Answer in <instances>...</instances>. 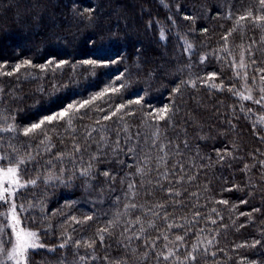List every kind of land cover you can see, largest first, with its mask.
Instances as JSON below:
<instances>
[{
	"label": "trees",
	"instance_id": "1",
	"mask_svg": "<svg viewBox=\"0 0 264 264\" xmlns=\"http://www.w3.org/2000/svg\"><path fill=\"white\" fill-rule=\"evenodd\" d=\"M88 7H95L91 21L84 11ZM257 7V0H0V112L13 116L10 122L23 130L67 109L74 113L73 125L80 129L82 125L98 126L96 120L124 105L116 117L103 123L112 126L123 115L130 129L149 131L148 125L156 121L147 114L167 106L171 124L167 118L158 122L163 134L172 138L184 129L193 154L198 151L205 157L200 163L208 165L188 187V192L201 194L199 207L172 213L183 217L178 221L181 224L199 220L176 255L182 260L181 254L197 244L201 253L207 248L215 255H200L195 264H264V167L258 163L264 160V108L254 103L264 95L260 91L264 72H257L264 69V21L236 22L249 9L253 16L264 15ZM229 32L225 44L223 37ZM188 44L191 50L186 52ZM241 55L243 68L239 67ZM203 57L207 59L201 63ZM25 61L31 65L13 71ZM213 73L214 78L208 80ZM213 84L222 87L213 88ZM231 88L250 94L252 100L239 99ZM128 112L134 114L124 115ZM42 128L55 145L53 152L68 151L71 139L65 132V120L46 122ZM42 138L40 130L19 135L22 145L33 149ZM217 150L225 155L223 161H217ZM245 164L247 171L242 170ZM104 168L119 171L120 166L115 162L97 165V170ZM52 171L59 174L58 167ZM68 175L66 168L64 183L41 181L37 188L17 194L18 204L39 202L38 207L19 214L23 225L36 232L38 243L44 246L30 251L29 264H68L74 259L72 248L59 247L66 236L73 240L93 237L117 212L126 211L116 200L119 196L128 202L119 176L109 186L103 176L86 183L75 177L69 181ZM22 179L28 180L29 175ZM186 198L187 194L181 197ZM135 199L142 204L166 202V194L146 196L141 189ZM221 200L227 204L217 203ZM197 210L200 217L194 216ZM134 215L119 216L111 238L105 237L104 248L97 240L98 256L105 254L109 244L112 256L125 255L117 241L125 222ZM88 216L92 219L85 220ZM73 217L83 222L76 223ZM149 232L153 239L159 234ZM173 232L183 234L179 229ZM169 239L174 240L173 233ZM164 243L157 241L158 250L167 254ZM178 244H169V249L175 252ZM133 247L136 251L125 257L127 264H158L151 251V259L144 258L142 241H135ZM85 251L79 249L81 254ZM0 264H11L3 252Z\"/></svg>",
	"mask_w": 264,
	"mask_h": 264
},
{
	"label": "snow or ice",
	"instance_id": "2",
	"mask_svg": "<svg viewBox=\"0 0 264 264\" xmlns=\"http://www.w3.org/2000/svg\"><path fill=\"white\" fill-rule=\"evenodd\" d=\"M257 3V12H264V0H257ZM84 11L89 13L87 20L91 21V13L95 11V7L85 8ZM77 15L82 17L83 12H79ZM229 16L231 17V13H229ZM188 18L187 16L185 17V19ZM34 19L38 20V17H34ZM243 20H251L259 24L260 21H264V15L258 14L253 16V12L249 9L236 22L239 24ZM149 27H151V23H149ZM229 35H231V32L223 37L225 44ZM160 38L161 40L164 39L163 30H161ZM255 43L253 41V45ZM190 50L191 45L188 44L185 51ZM224 51H227L226 47ZM251 55L250 47L249 56L251 57ZM205 59L207 57H203L201 63ZM252 63L254 64L255 60H252ZM30 65V61H25L22 65L17 64L13 71L18 72L21 67ZM239 67H245L243 55H241ZM257 72H264V69H258ZM6 74L12 75L13 73L8 72ZM237 75L239 76V73ZM214 76V73L210 74L208 80L213 79ZM243 79L247 80V73L244 74ZM260 80L264 82V75L260 76ZM195 83V81H192L193 87H195ZM255 83L256 78L253 77V84ZM211 86L213 88L222 87V85L215 84ZM112 90L115 91L116 89ZM175 91H179V89L177 88ZM229 91H233V94L241 100H252L250 94L244 95L242 92L234 90V88L229 89ZM260 91L264 93V88H261ZM135 102L139 104L141 100L137 99ZM87 103L86 101L85 104ZM254 103L264 108V95H261ZM71 107L70 105L69 108ZM80 107H84V104H81ZM124 107V105H120L110 112V114L96 120L94 123L98 126L82 125L80 129H77L73 125L74 113L67 109L59 112L56 116L46 117L45 120L34 123L23 130L18 129L15 123L10 122L14 120L13 116L0 112V173L3 174L7 183V186L0 184V208L7 206L5 211L0 212V225H3V227H0V252L6 254L9 260L14 259L16 264H26V253L29 249L35 250L44 247L38 243L36 232L25 230L26 225L25 229L19 228L21 223L19 214L38 207L39 202L36 204L29 202L27 205L24 203L18 204L19 196L17 194L25 189L37 188L39 186L38 182L41 181L45 184L51 181L64 183L63 174L66 168L69 172V181L75 177L83 179L86 183H90L99 175L105 178L104 183L106 185L111 186L115 184L119 176L120 183L126 186L124 196L128 200L127 203H124L121 197H116V200L120 201L118 207L122 206L126 210L125 213L117 212L104 226L97 229L93 237L88 239L81 238L79 240H73L71 236L64 238L59 247L61 249L71 247L73 250L74 259L68 261V264H90V262L127 264L125 257L128 253L136 251L133 244L137 240L142 241L145 247L144 258L151 259L149 255L151 251V255L155 257L158 264L160 262L174 264V261H180V264H189V262L195 264L200 255H215V253H210L207 248L201 253L197 244H192L190 250L181 254L183 256L182 260L180 256L176 255L180 247L186 243V237L196 227L199 220L193 219L191 222L186 221L184 224H181L178 221L183 219V217L175 216L172 213L182 208L199 207L197 202L201 194L188 192V187L196 181L199 171L208 167L207 164L200 163L205 157L200 156L198 151L193 154V146L190 145L184 129L176 132V135L172 138H168L163 134L158 122L167 118L169 124H171V117L169 116L171 109L167 106L154 109L147 114L149 119L156 121L155 125H148L149 131L130 129L129 124L124 121L123 115L119 116L117 122L112 126L103 123V121L116 117L117 113L121 112ZM100 110L103 111V109ZM76 111H79V108ZM248 111L251 112V109H248ZM133 114L131 112L124 113V115ZM58 119L65 120L66 123L65 132L71 139L68 151L53 152L52 149L55 148V145L51 143V137L42 128L46 122L52 123ZM37 130H40V134L43 137L39 145L34 149L32 145H22L19 135L29 136L36 133ZM182 134L185 136V139L180 140ZM60 139L63 142L64 136L61 135ZM177 141L180 142L177 143ZM45 153L48 155H45ZM226 155L231 156L232 154L231 152H226ZM216 157L217 161L225 159V155H222L219 150L216 152ZM207 159H210V157ZM113 162L120 166L119 171L112 168L97 170V165L111 164ZM258 163L261 167H264V160ZM30 165H34V167L30 168ZM57 167L59 168V174L52 171V169H56ZM41 168L45 170L43 173L40 172ZM242 170H249V166L245 164ZM24 175H29V179L23 180L22 177ZM141 189L146 196H152L154 192H164L166 194V202L137 203L135 198L140 195ZM112 190L114 191V188ZM205 190L207 189L205 188ZM226 190L231 191V189ZM185 194H187V198L181 199ZM193 198H195V201H193ZM217 203L227 204V201L221 200L217 201ZM17 208H19V213H17ZM169 209L172 210L171 213ZM212 211L216 212V209L213 208ZM131 213H135V215L133 219L125 222V226L119 234L120 239L117 241V247L122 248L125 255L112 256V245L109 244L105 249V254L102 257L98 256L95 248L97 240L100 247L104 248L105 237L111 238L112 229L116 227L119 216ZM194 216L200 217V212L197 210ZM72 219L76 223L83 222L77 220L75 217ZM91 219V216L85 218V220ZM211 222L216 223L215 220ZM9 227L11 228V232L6 231ZM150 229L159 233L154 239L151 237ZM174 229L181 230L183 234H175L173 232ZM198 231L202 232L204 230L199 229ZM169 233L174 234V240L169 239ZM13 234L15 235V244L11 254H8L6 247L12 244V241L11 239H6V237H10ZM159 240L167 242L163 244V248L168 249L167 254L158 250L157 241ZM176 242H179V244L174 252L169 249V244H175ZM256 243H259V241ZM208 244L211 245L212 241L209 240ZM82 247L86 250L83 254L79 252V249Z\"/></svg>",
	"mask_w": 264,
	"mask_h": 264
},
{
	"label": "rangeland",
	"instance_id": "3",
	"mask_svg": "<svg viewBox=\"0 0 264 264\" xmlns=\"http://www.w3.org/2000/svg\"><path fill=\"white\" fill-rule=\"evenodd\" d=\"M0 184H3L4 186H7V183L5 182V177L3 176L2 173H0ZM6 208H7V206L5 207V209ZM19 218H20V216H19ZM20 221H21V219H20ZM19 228L25 229V226L23 225L22 221H21V223L19 225ZM7 230H9V232H11V228L10 227ZM25 230H30V229L26 228ZM10 239L12 241V244L9 245V247H8V249L6 251L8 254H11L12 248H13V246L15 244V235L13 234L12 236H10ZM31 250L32 249H29L28 252L26 253V256H27L26 264H29V262H28L29 261V257L28 256H29V253H30ZM7 259H8V256H7ZM9 261H10L11 264H16L14 259L13 260H9Z\"/></svg>",
	"mask_w": 264,
	"mask_h": 264
}]
</instances>
